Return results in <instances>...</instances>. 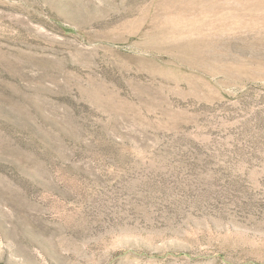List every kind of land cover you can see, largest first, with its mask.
<instances>
[{
  "label": "rangeland",
  "instance_id": "rangeland-1",
  "mask_svg": "<svg viewBox=\"0 0 264 264\" xmlns=\"http://www.w3.org/2000/svg\"><path fill=\"white\" fill-rule=\"evenodd\" d=\"M0 264H264V0H0Z\"/></svg>",
  "mask_w": 264,
  "mask_h": 264
}]
</instances>
